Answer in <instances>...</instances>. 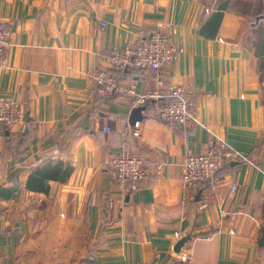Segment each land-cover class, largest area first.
Here are the masks:
<instances>
[{"label":"crops","instance_id":"obj_1","mask_svg":"<svg viewBox=\"0 0 264 264\" xmlns=\"http://www.w3.org/2000/svg\"><path fill=\"white\" fill-rule=\"evenodd\" d=\"M0 17L14 29L0 96L25 111L0 129V184H20L0 197V264H264V0H0ZM164 24L184 50L160 85L193 90L194 125L91 88L113 48ZM118 76L137 94L158 83L149 68ZM214 136L239 153L225 184L212 196L203 184L184 190L188 151ZM124 149L164 166L129 194L111 168Z\"/></svg>","mask_w":264,"mask_h":264},{"label":"built area","instance_id":"obj_2","mask_svg":"<svg viewBox=\"0 0 264 264\" xmlns=\"http://www.w3.org/2000/svg\"><path fill=\"white\" fill-rule=\"evenodd\" d=\"M13 35L12 22L0 17V67L7 66V52L14 44ZM183 50L184 40L175 38L170 24L160 25L150 32L142 31L136 42L111 50L108 56L111 68H96L91 76V88L98 96L120 94L133 98L138 105L151 104L154 113L170 124L194 125L198 120L193 90L179 84L160 85L162 73L172 66ZM147 68L154 71L158 83L143 94H137L134 85H126L119 80L118 73L121 71ZM24 122L23 106L12 96H0V129L12 130ZM140 130L141 123L136 121L132 133L138 136ZM237 158L239 153L225 139L214 136L205 149L188 151L181 173L183 189L187 191L203 184L207 196L217 194L226 182L225 168ZM111 165L114 179L124 194L136 191L139 183L154 169L158 172L164 169L163 164H155L146 155L128 149L115 152ZM229 187L231 192H235L238 186L229 183ZM121 202L122 199L115 201L118 204ZM208 204V199H205L202 206Z\"/></svg>","mask_w":264,"mask_h":264},{"label":"water","instance_id":"obj_3","mask_svg":"<svg viewBox=\"0 0 264 264\" xmlns=\"http://www.w3.org/2000/svg\"><path fill=\"white\" fill-rule=\"evenodd\" d=\"M142 109H144L143 106H138L137 108H135L134 110V116L132 118L133 123L136 122V114H138L139 111H141ZM4 180H7V178H5ZM20 187V184L18 181H14L12 186L9 187H5L3 185L0 184V197H2L5 200H10L13 197L14 192ZM191 234H187L182 236L177 242H176V246H175V250L177 252H180L182 247L191 239Z\"/></svg>","mask_w":264,"mask_h":264},{"label":"trees","instance_id":"obj_4","mask_svg":"<svg viewBox=\"0 0 264 264\" xmlns=\"http://www.w3.org/2000/svg\"><path fill=\"white\" fill-rule=\"evenodd\" d=\"M55 174H56V172H55ZM34 180L35 181L33 183H31L33 180L30 181V186H34V188L38 189L39 191L46 190L44 180H41V179H34Z\"/></svg>","mask_w":264,"mask_h":264}]
</instances>
